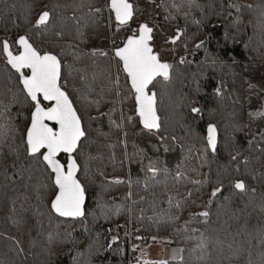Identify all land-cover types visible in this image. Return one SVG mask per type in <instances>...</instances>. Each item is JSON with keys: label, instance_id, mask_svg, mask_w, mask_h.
I'll use <instances>...</instances> for the list:
<instances>
[{"label": "trees", "instance_id": "1", "mask_svg": "<svg viewBox=\"0 0 264 264\" xmlns=\"http://www.w3.org/2000/svg\"><path fill=\"white\" fill-rule=\"evenodd\" d=\"M108 1L0 0V42L16 55L24 35L57 56L60 86L86 133L75 153L85 215L61 219L50 208L52 174L24 144L35 105L0 49V264H130L156 243L181 249L167 264H264V115H250L264 108L249 110L246 100L253 80L264 85V0H128L125 26ZM43 11L49 23L36 28ZM141 24L153 29V53L170 57V79L148 88L162 125L156 134L143 130L114 55ZM259 98L263 107L264 92Z\"/></svg>", "mask_w": 264, "mask_h": 264}, {"label": "snow or ice", "instance_id": "2", "mask_svg": "<svg viewBox=\"0 0 264 264\" xmlns=\"http://www.w3.org/2000/svg\"><path fill=\"white\" fill-rule=\"evenodd\" d=\"M236 8L239 10V5H236ZM110 9L114 12L115 20L119 26L127 25L133 18V5L128 0H110ZM95 11H99V9H95ZM49 20L50 13L43 11L38 15L34 27L46 26ZM152 32L153 29L151 27L141 24L139 35L128 37L123 47L115 50L114 55L122 64V70L130 82L131 91L135 93V111L143 130L149 134H156L160 132L162 125L157 113L156 94H150L148 86L157 77L168 81L170 79L171 66L168 63L161 62L158 56L153 53V49L149 44L152 39ZM179 38L178 34L176 38L171 40V43L174 44ZM16 44L22 49L19 55H13L9 50L10 46L7 40L0 42V49L6 55L7 63L17 72L24 68L31 70V76H21V83L27 97L35 103L31 124L27 129L24 140L27 154L33 157L39 154V158L43 160L47 168L54 174V183L58 191L55 194V199L51 202V211L63 218H71L73 220L81 218L85 215V190L76 179L78 167L77 161L72 154L77 151L86 133L69 97L61 90L58 84L61 75V63L56 55L50 53L41 54L26 36H20ZM202 46L203 42L198 44L197 48ZM97 54L95 51L92 53V55ZM99 55L104 54L99 53ZM183 62L182 58L181 63ZM116 84L118 87V80ZM116 94L120 96L119 91ZM216 94L220 95L219 88L216 89ZM38 96H42L46 101H53V106L47 110L41 108ZM191 111L196 114L200 112V109L193 107ZM250 115H264V112ZM45 120L55 122L58 125V129L49 127L44 123ZM117 127H120V125H117ZM207 131V147L215 152L217 148L216 128L213 125H209ZM5 135L7 133L0 126V137ZM163 139L161 137V140ZM41 149H46V151L41 152ZM165 150L167 151V149ZM60 153L68 154L66 169L57 160V156ZM233 159H236V157L233 156ZM148 171L155 177L159 170L154 166H149ZM233 187L240 192L247 191L243 181H236ZM219 191V188L213 190L212 196L215 197ZM177 207H179V204H177ZM199 215L205 218L204 222H207L210 214L208 211H202ZM51 239L50 235L49 240ZM17 246H19L18 242ZM145 264H149V262L145 261ZM157 264H167V262L160 261Z\"/></svg>", "mask_w": 264, "mask_h": 264}, {"label": "water", "instance_id": "3", "mask_svg": "<svg viewBox=\"0 0 264 264\" xmlns=\"http://www.w3.org/2000/svg\"><path fill=\"white\" fill-rule=\"evenodd\" d=\"M131 4V3H130ZM108 7H109V10L111 11V9H110V0L108 1ZM112 12V11H111ZM112 14H113V18H114V20H115V14H114V12H112ZM115 22H116V20H115ZM117 23V22H116ZM139 35V34H138ZM137 35V36H138ZM22 36H24V35H22ZM19 38V37H18ZM18 38H17V40H18ZM16 40V41H17ZM123 45H124V43L122 44V46L121 47H123ZM16 46H17V48H18V50H19V52L16 54V55H19L20 54V52L22 51V49L20 48V46L19 45H17L16 44ZM59 60V59H58ZM117 60H118V58H117ZM119 61V60H118ZM6 62H7V57H6ZM8 64V63H7ZM121 64V63H120ZM8 66L10 67V69L12 70V71H14V72H16V73H18V75H19V80H20V84H21V86H22V88H23V85H22V83H21V76H24V77H28V76H31V70L30 69H28V68H24V69H22L20 72H17L15 69H13L12 67H11V65H9L8 64ZM121 67H122V64H121ZM24 71H27L28 72V74L26 75V74H24ZM123 71V70H122ZM60 77H61V75H60ZM157 78H159V77H157ZM154 82V81H153ZM58 84H59V86H60V79L58 80ZM129 84H130V82H129ZM151 85V84H150ZM149 85V86H150ZM131 86V85H130ZM149 86H148V88H149ZM61 87V86H60ZM24 90V89H23ZM61 90L62 91H64L62 88H61ZM25 92V91H24ZM65 92V91H64ZM66 93V92H65ZM26 94V93H25ZM66 95H67V93H66ZM68 96V95H67ZM29 98V97H28ZM29 100L31 101V99L29 98ZM69 100H70V98H69ZM38 101L39 102H42L43 104H40V107L41 108H43V109H45V110H47L48 108H50V107H52L53 106V104H54V102L53 101H46V100H44L43 99V97L42 96H38ZM34 105H35V103L33 102V101H31ZM70 102H71V100H70ZM72 103V102H71ZM72 106H73V104H72ZM73 109L75 110V108H74V106H73ZM35 110V107L33 108V110H32V113H33V111ZM76 111V110H75ZM32 113H31V117H32ZM77 113V112H76ZM78 115V114H77ZM31 117H30V123H29V126H30V124H31ZM79 117V116H78ZM44 123L45 124H47L49 127H51V128H53V129H58V125H56L55 124V122H53V121H49V120H45L44 121ZM28 126V127H29ZM81 126H82V122H81ZM82 128H83V126H82ZM28 129V128H27ZM26 133H27V130H26ZM208 135V134H207ZM25 138H26V134H25ZM85 138V137H84ZM84 138H82V140L84 139ZM81 140V141H82ZM81 143V142H80ZM79 148V147H78ZM78 150V149H77ZM44 151H46V149H41V152H44ZM75 153L76 152H74L72 155H73V157H74V159H75ZM37 155H39V154H37ZM61 156H64L65 158H66V162L65 163H62L61 162V160H60V157ZM30 157H33V156H30ZM57 160L62 164V165H64V167H65V169L67 168V165H68V154L67 153H60V154H58V156H57ZM76 160V159H75ZM41 161L43 162V160L41 159ZM43 164H44V162H43ZM45 165V164H44ZM46 166V165H45ZM47 167V166H46ZM77 167H78V171L76 172V179H77V175H78V172H79V166H78V164H77ZM49 171H50V173L52 174V179H53V184H54V187H55V189H56V192L58 191V189L56 188V186H55V183H54V174L51 172V170L49 169ZM78 180V179H77ZM79 182V181H78ZM80 183V182H79ZM55 199V196L53 197V199H52V201ZM51 201V202H52ZM85 204H86V195H85V203H84V210H85ZM50 208H51V203H50ZM53 214L56 216V217H58V218H61V219H65V220H73V219H71V218H63V217H59V216H57L54 212H53ZM81 218H83V217H81ZM81 218H77V219H75V220H79V219H81Z\"/></svg>", "mask_w": 264, "mask_h": 264}, {"label": "crops", "instance_id": "4", "mask_svg": "<svg viewBox=\"0 0 264 264\" xmlns=\"http://www.w3.org/2000/svg\"><path fill=\"white\" fill-rule=\"evenodd\" d=\"M180 256L181 249L177 246L163 243L149 244L137 250L134 264H145V261L149 264H157L160 261L169 262L178 260Z\"/></svg>", "mask_w": 264, "mask_h": 264}, {"label": "rangeland", "instance_id": "5", "mask_svg": "<svg viewBox=\"0 0 264 264\" xmlns=\"http://www.w3.org/2000/svg\"><path fill=\"white\" fill-rule=\"evenodd\" d=\"M243 1H245V0H243ZM151 16V14L150 13H148L147 15H145V17H150ZM116 43V42H115ZM117 43H119V42H117ZM110 44V47H112V42H110L109 43ZM103 46H104V44H103ZM100 46H98V48H99ZM157 48H158V50H160L161 48H162V45L159 43V42H157ZM113 55V54H112ZM159 60L161 61V62H163V63H168V64H170V57H169V55H167V53H164V54H160V56H159ZM253 82V84H252V86L253 85H255V84H257L258 85V87L260 88V90L258 91V88H255L256 86H254V87H252L251 86V89L247 92V95H246V100H247V106H248V109L250 110V109H252V108H261V109H263L264 108V100H262V102H263V107H261V100H260V93L261 92H264V85L262 86V85H260V80H253L252 81ZM250 88V87H249ZM56 194V193H55ZM55 196V195H54ZM53 199V198H52ZM52 201V200H51ZM51 203V202H50ZM135 257H136V255H135ZM135 263V260L134 261H131V263L130 264H134Z\"/></svg>", "mask_w": 264, "mask_h": 264}]
</instances>
